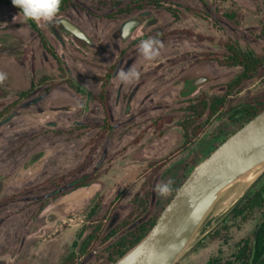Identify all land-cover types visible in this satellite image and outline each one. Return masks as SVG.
Wrapping results in <instances>:
<instances>
[{
	"label": "rangeland",
	"instance_id": "374dc122",
	"mask_svg": "<svg viewBox=\"0 0 264 264\" xmlns=\"http://www.w3.org/2000/svg\"><path fill=\"white\" fill-rule=\"evenodd\" d=\"M134 1L149 6L123 20H140L141 26L122 42L110 19L120 2ZM62 19L92 45L66 32ZM39 25L63 72L23 15L0 3V71L8 77L0 85V264L4 257L13 264H110V245L158 214L162 196L156 186L187 179L237 131L238 122L225 110L196 124L189 108L224 94L240 73L231 67L227 45L264 53V0H76L56 22ZM149 37L164 45L154 61L144 60L138 49ZM133 67L140 79L122 84L117 73ZM71 82L92 96L78 94ZM32 83L35 88L23 96ZM262 95L264 68L228 106ZM263 175L227 207L230 197L224 195L232 186L223 193L176 264L232 260L263 214L232 219L231 212ZM124 221L129 226L107 240ZM99 226L97 240L83 254L86 237ZM72 253L73 263L67 261Z\"/></svg>",
	"mask_w": 264,
	"mask_h": 264
},
{
	"label": "water",
	"instance_id": "95a60500",
	"mask_svg": "<svg viewBox=\"0 0 264 264\" xmlns=\"http://www.w3.org/2000/svg\"><path fill=\"white\" fill-rule=\"evenodd\" d=\"M137 22L129 21L125 32ZM60 24L81 43L92 45L73 23L62 19ZM256 170H264V111L194 168L149 234L115 264H176L223 193Z\"/></svg>",
	"mask_w": 264,
	"mask_h": 264
},
{
	"label": "trees",
	"instance_id": "16d2710c",
	"mask_svg": "<svg viewBox=\"0 0 264 264\" xmlns=\"http://www.w3.org/2000/svg\"><path fill=\"white\" fill-rule=\"evenodd\" d=\"M74 2V0H62L61 8L59 13H63L65 10L69 8V6ZM2 4L13 5L11 1H0ZM14 6V5H13ZM15 7V6H14ZM19 12L20 9L15 7ZM29 26L38 31L37 24L31 20H27ZM227 50L230 56L228 60L231 63V67L240 68V73L237 74L227 85L226 91L222 95H214L209 97L208 99L202 100L196 105H192L189 110L196 114V124L200 120H202L205 116L208 119L215 118L223 113L229 115V117L236 122H238L237 127L234 131L240 129L244 124L249 122L251 119L259 115L262 111H264V95L255 98L253 100H249L240 104L229 105V99L233 97L238 90L244 85L246 81H248L251 77L258 74L260 70L264 68V53L262 55H258L252 49H244L238 44L235 45H227ZM53 57L59 61L56 52L52 53ZM64 69L60 66V71ZM104 89L102 91L101 100L102 104L104 103V92L107 84H103ZM34 87V84H32ZM70 87L72 90L77 92L78 94L84 96L88 95L84 88L78 85L75 82H71ZM29 94L24 93L23 96ZM202 125H198L196 127V136H198L202 132ZM189 129L185 128L186 139L188 138ZM216 149V148H215ZM186 179V178H185ZM185 179L174 183L171 185L172 191L166 197H161L157 201L158 214L162 213L165 207L169 204V202L173 199L175 194L178 192L181 185L184 183ZM83 186H87L86 184ZM99 205H96L94 210H92L91 214H95ZM256 211H261L263 217L259 224L256 226V229L253 233V237L249 239L243 240L237 247V250L232 256V260L223 262L221 259L211 258L207 264H264V175L258 181V183L247 192V194L241 199V201L235 206V208L231 212L232 219H247L250 215H252ZM158 214L152 218V220L147 221L133 231L127 233L126 235L120 236L115 243L110 245L107 250V259L110 264H115L119 259H121L125 254H127L131 249H133L137 244H139L151 231L157 219L159 218ZM129 226L128 221H124L116 228H114L106 237L107 240H110L116 237L121 231ZM102 229L101 226L97 227V229L90 233L83 245L81 246V252L84 254L86 251L92 246V244L97 240V233ZM78 246L77 241L73 243V248ZM74 253L70 255L67 261H71L73 263Z\"/></svg>",
	"mask_w": 264,
	"mask_h": 264
},
{
	"label": "clouds",
	"instance_id": "9594fccd",
	"mask_svg": "<svg viewBox=\"0 0 264 264\" xmlns=\"http://www.w3.org/2000/svg\"><path fill=\"white\" fill-rule=\"evenodd\" d=\"M12 4L20 9L24 19L36 23H53L57 21L60 12L62 0H12ZM128 33H122L127 37ZM164 47L161 40L149 37L142 39L138 49L147 61H154L161 55V49ZM141 72L137 68L121 70L117 73V79L122 84H132L140 79ZM7 73L0 71V85L7 80ZM172 181L161 182L156 186V192L161 196H168L172 191ZM5 264H13L10 257H4Z\"/></svg>",
	"mask_w": 264,
	"mask_h": 264
},
{
	"label": "flooded vegetation",
	"instance_id": "af4514ba",
	"mask_svg": "<svg viewBox=\"0 0 264 264\" xmlns=\"http://www.w3.org/2000/svg\"><path fill=\"white\" fill-rule=\"evenodd\" d=\"M76 0H74V2H75ZM134 4L132 5V4H130L129 6L128 5H122V2H120L119 4H118V8H117V14L114 16L115 17V19H110V21H114L115 22V24H116V26H119L118 28H120L119 30H120V34H119V40L120 41H122V42H126V41H129V40H131L132 39V37L134 36V34H135V32L137 31V29L141 26V21L140 20H137L138 22H137V24H136V26H134L132 29H130V30H128V31H126L125 32V30H124V26L128 23V22H124L123 23V20H125V18H127V17H129V16H131L133 13H141L144 9H146V8H148V4H147V1H141L140 3H136V1H134L133 2ZM72 5V4H71ZM70 5V6H71ZM148 5V6H147ZM69 6V7H70ZM65 11H67V10H65ZM64 11V12H65ZM21 13V12H20ZM22 14V13H21ZM61 15V14H60ZM123 17V18H122ZM129 20H131V19H129ZM136 20V19H135ZM25 22H26V24L29 26V24H28V22L25 20ZM113 22V23H114ZM36 23V22H35ZM37 24V27H38V31H36V30H33L30 26H29V28L33 31V33H35V35H36V37H37V39H38V41L40 42V44H41V46L43 47V49L46 51V53L50 56V57H52L54 60H56L54 57H53V55H52V53H54V52H56L55 51V49L53 48V46L51 45V43H50V41H49V39H48V37H47V35L43 32V30L41 29V26L38 24V23H36ZM63 27V26H62ZM64 29V28H63ZM65 30V29H64ZM66 31V30H65ZM67 32V31H66ZM55 33H57V35L59 36V32L56 30L55 31ZM122 33H128V35H127V37L125 38L124 36H122ZM54 38H56V36H54ZM99 44H101V45H99V47L101 48V49H104V47H105V45H104V43H100L99 42ZM57 54V53H56ZM57 57H58V59H59V61H58V63H59V70H60V66H62L61 65V62H60V58H59V56L57 55ZM57 61V60H56ZM62 68H63V66H62ZM61 72H63V71H61ZM112 75L113 74H111V77H112ZM108 81H110L109 79H108ZM32 84H34V87H32ZM31 84V90L29 91V92H31L34 88H35V83H32ZM89 96H92V95H90V93H88V97Z\"/></svg>",
	"mask_w": 264,
	"mask_h": 264
},
{
	"label": "bare ground",
	"instance_id": "6f19581e",
	"mask_svg": "<svg viewBox=\"0 0 264 264\" xmlns=\"http://www.w3.org/2000/svg\"><path fill=\"white\" fill-rule=\"evenodd\" d=\"M259 170L249 173L248 175L242 177L240 180L232 185V188L225 193L224 196L230 197V199L224 204V207L230 205L236 198L240 197L243 193V188L253 182L258 176Z\"/></svg>",
	"mask_w": 264,
	"mask_h": 264
}]
</instances>
